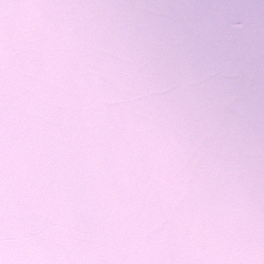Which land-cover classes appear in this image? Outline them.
Segmentation results:
<instances>
[{
  "label": "snow or ice",
  "instance_id": "6c2138e0",
  "mask_svg": "<svg viewBox=\"0 0 264 264\" xmlns=\"http://www.w3.org/2000/svg\"><path fill=\"white\" fill-rule=\"evenodd\" d=\"M0 264H264V0H0Z\"/></svg>",
  "mask_w": 264,
  "mask_h": 264
}]
</instances>
